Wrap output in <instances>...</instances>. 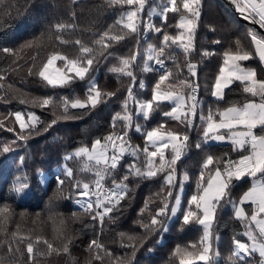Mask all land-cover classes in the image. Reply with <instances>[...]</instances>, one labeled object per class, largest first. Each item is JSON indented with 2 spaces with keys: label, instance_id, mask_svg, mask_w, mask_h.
I'll list each match as a JSON object with an SVG mask.
<instances>
[{
  "label": "trees",
  "instance_id": "16d2710c",
  "mask_svg": "<svg viewBox=\"0 0 264 264\" xmlns=\"http://www.w3.org/2000/svg\"><path fill=\"white\" fill-rule=\"evenodd\" d=\"M167 3L168 0H147L140 15L138 33L127 34L124 40L109 42L110 47L99 49L93 42L110 27L113 32L120 31L115 21L129 10L127 6H113L106 0H76L75 3L73 0H0V50H20L26 42H36L33 47L19 51L18 56L0 51V75L4 77L0 81V117L16 111L32 112L41 121L37 126L39 134L33 133L26 140L17 139L20 129L13 117H8L5 126L0 127V148L4 144H11L13 149L8 153L0 152V207L8 206L12 210V215L0 225V260L4 264H27L26 245L34 242L37 237L40 243L34 244V247L44 254L35 256L33 264H113L117 258L131 260V264H169L170 254L177 245L185 246L200 240L202 227L198 224L182 226L180 212L175 217H161L166 231H149L142 227L150 223V216L162 207L161 200L167 194V186L164 184L166 173L152 179H140L129 174L130 165L135 163L143 166L142 152L137 158L130 154V150L120 160L117 170L106 178L107 183L113 185V180L120 182L128 175V180L124 182L128 184L129 191L118 209L105 217L103 223L99 219L93 220L92 214L84 213L83 209H78L74 204L80 197L78 193L82 191L73 188L76 181L91 184L95 177L90 172L80 170V160L74 157L65 159V156H70L80 147L90 148L96 139L103 141L104 137L113 132L124 131L123 121H116V127L113 128V117L123 111L130 86L134 100L129 102L128 108L133 117V126L127 131L132 147L139 146L142 149L145 144L144 133L159 124L186 134L189 138V147L177 163V178L187 172L189 179L182 188L179 184L172 188L173 197L168 201L170 206L175 202L174 196L179 193L182 207H187V200L197 192L201 164L208 155L222 160H237L245 154L233 151L231 145L204 143V121L201 116L207 117L210 110L215 113L217 109L222 110L233 104L242 105L253 99L243 92L238 82L224 90L225 95L221 100L211 95L226 50L234 49L237 42H240L254 54L251 39L247 35L251 28L239 22L222 0H201V16L193 39V50L186 57L176 46L167 48L165 55L160 57L166 64V70L159 72L153 66L155 60L147 61L148 49L150 46L160 47L165 32L177 34L179 30L175 24L179 14L169 12L165 20L150 13L152 9L162 11ZM57 23L73 27L56 33L53 25ZM146 23L155 25L161 31H154L148 40L142 41L140 33ZM57 35L68 42L61 43L56 39ZM76 40L97 49L89 73L85 79L76 78L65 87L48 86L36 72L51 53L58 52L69 58L79 56ZM204 52L210 55L204 56ZM134 54L136 61L132 71L135 81L131 77L118 76L109 71V68L118 65L121 58ZM146 61L152 71H143ZM188 63L196 65L195 76L189 72ZM56 64L62 66L63 61H57ZM243 64L255 69L259 79L264 78V70L255 56ZM166 71L172 73V83L185 81L197 90V106L195 115L191 117V127L164 115L173 107L169 102L161 103L148 120L137 114L136 102L151 100L153 86ZM92 81L104 92H112L114 95L105 97L104 102L95 109H70L75 119H60L52 124L57 115L63 114L56 107L61 97L83 99ZM141 82L143 88L140 87ZM183 92L190 93L191 88L184 87ZM34 98H51L53 105L43 109L33 106L31 101ZM21 99L28 102L21 104ZM49 124L52 126L47 127ZM137 124L141 126V132L135 131ZM45 128L47 131H44ZM198 142L200 148L196 147ZM166 155L170 157L171 152L166 150ZM65 169L73 171L72 178L64 174ZM43 174L47 175L45 185L40 181ZM58 177L64 180L62 186L58 185ZM19 183H25L27 187L17 193L13 191V186ZM250 185L247 178L234 181L230 199L238 202ZM145 201H150V212L141 215L140 210L144 208ZM243 207L251 211V205ZM73 213L76 215L73 216ZM244 231V225L234 216L232 204L225 202L218 210L213 225V252L219 253L215 257V264H258L260 258L256 255L246 257L243 261L230 258L234 248L233 240L246 242V236L242 235ZM13 233L30 236L32 241L20 242ZM128 236L135 237L138 245L142 244L134 259L131 256L133 249L123 246L129 243ZM94 239L103 246V250L89 251V244ZM44 241L61 249L60 254H47ZM65 245L69 248L68 253L62 251ZM94 255L100 259H93Z\"/></svg>",
  "mask_w": 264,
  "mask_h": 264
},
{
  "label": "snow or ice",
  "instance_id": "6c2138e0",
  "mask_svg": "<svg viewBox=\"0 0 264 264\" xmlns=\"http://www.w3.org/2000/svg\"><path fill=\"white\" fill-rule=\"evenodd\" d=\"M76 0H73L75 3ZM107 3L116 6H127L129 9L123 13L115 24L119 26L120 31L113 32L110 27L101 34L99 39L93 43L99 49H107L111 46L109 42H119L126 38L127 34H136L140 26V13L144 10L147 0H106ZM235 5L236 11L241 14L243 19L251 24L258 25L260 29H264V0H231ZM201 0H168L167 6L158 12L152 9L150 15H158L167 19L169 12L178 13L179 19L175 27L179 30L176 35L164 33L160 47L150 46L148 49L147 61L155 60L157 64L163 66V60L160 57L165 55L167 48L176 46L180 48L187 57L193 50V39L200 19ZM73 25L66 23H57L53 25L56 33H60ZM145 30L160 32L161 29L151 23L145 24ZM247 35L251 39L254 47V54L246 50L240 42H237L234 49L226 50L223 53V63L219 68V73L215 78L211 95L217 100L224 98L226 88H229L234 82H239L242 90L253 99L247 100L242 105L233 104L222 110L217 109L215 113L211 110L207 117L201 116L204 121L203 141L207 143L213 141H227L233 146V151L245 153L237 160H222L219 157L208 155L201 164L200 175L197 180V192L187 200V207L181 205V197L179 193L174 196V203L169 205V198L173 197L172 188L177 184L183 187V184L189 179L187 172L183 173L179 179L177 178V163L185 155L189 147V138L186 134L167 128L164 124L147 130L144 133L145 144L141 149L139 146L132 147L128 140V129L133 126V117L129 111L128 104L134 100L131 86L128 89V97L123 104V111L117 113L113 117V128L116 127V121H123V134L111 133L104 137V140L96 139L91 147H80L70 156L82 162L81 171L90 172L95 177L92 183L81 182L79 180L73 185L75 189H82L78 194L87 198L85 202L76 201L80 204L84 213L92 214V219H99L101 223L105 217L109 216L113 211L118 209L120 202L128 195L129 186L124 181L128 180V175L123 180L116 182L113 180L111 188L104 187V181L111 176L122 157L129 153L139 158L142 152L144 156L143 166L132 164L128 168L130 175L140 179H152L161 173L164 176V184L167 186V194L163 196L160 207L154 215L150 216V223L143 224L149 231H166L161 217H175L177 213L182 214V226L190 224H198L203 229L200 240L196 243H190L185 246L177 245L171 252L169 264H215V257L218 252H213L212 235L213 225L217 217L218 210L223 207L225 202L231 203L234 209V216L240 220L245 227L242 235L247 237L248 243L241 242L239 239L233 240L234 248L230 258H236L243 261L246 257L256 253L260 259L258 264H264V80L259 79L257 72L253 68L246 67L242 62L249 61L258 57L261 63H264V33L257 34L256 31L249 29ZM56 39L61 43H67L59 35ZM35 41L26 42L21 46L20 50H12L4 48L5 54L18 56L19 51L24 48H31ZM218 43V41H216ZM75 44L79 46L80 55L75 58H69L61 53L54 52L49 54L46 62L36 72V75L51 87H65L74 79H85L94 63V53L96 48L84 45L80 40H76ZM204 56L210 55L208 52L203 53ZM57 61H63L62 66H57ZM136 61V55L121 58L118 65L109 68V71L124 77H131L135 81L132 66ZM147 61L144 64L143 71L149 72L152 69ZM196 65L188 63L189 72L196 75ZM32 74V69H29ZM172 73L164 72L152 88V98L149 101H137V114L142 115L145 120L150 118L161 103L167 101L174 106L170 111L164 112V115L174 119L180 123H184L191 127V117L195 115L197 100L194 93L196 88L187 84L185 81L178 83L171 82ZM4 77L0 75V81ZM2 87V85H0ZM11 87V86H9ZM140 87L144 84L141 82ZM184 87H190L191 92L185 94ZM114 93L104 92L98 85L93 82L90 84L85 97L83 99L61 97L59 107L62 115H57V120H72L76 116L70 113V109H95L100 103L104 102L105 97H111ZM28 101L21 99L20 103L25 104ZM31 103L33 106L47 108L53 105L51 98H34ZM13 117L15 123L19 126L20 132L17 134L18 140H26L33 133L39 134L38 125L41 123L40 118L32 112L22 113L16 111L8 113L4 117H0V127L5 126V120ZM26 117V118H25ZM49 124L47 127H51ZM6 130L12 131L11 128ZM259 130V131H257ZM47 131V128L44 129ZM136 132H141L140 125L135 126ZM15 141L12 142L14 144ZM197 148L201 147L198 142ZM11 144H4L0 148V152L8 153L12 151ZM166 150L171 152V156L166 155ZM67 177H73L71 169H65L64 173ZM247 178L251 185L247 191L243 193L239 201L230 199L231 189L234 181L238 182ZM58 185L62 186L64 180L57 178ZM27 187L25 183L14 184L13 191L19 193ZM163 191V190H162ZM92 197H95L93 201ZM150 201H145L144 208L140 210L143 215L146 211L150 212ZM251 205V211L243 207ZM170 213V216H169ZM12 215V210L8 206L0 207V225H2ZM76 214L73 213V216ZM20 242L25 240L32 241L30 236L18 235L13 233ZM124 237V234L121 233ZM129 243L123 245L132 248V258H135L136 252L142 244L136 243V238L128 236ZM70 242V241H69ZM40 243L37 237L34 242L26 245L27 264H33L37 255L44 253L38 252L34 244ZM47 245V254H60L61 249H56L51 243L44 241ZM103 250V246L98 240H92L89 244V251ZM11 252V248L9 249ZM19 251V248H17ZM64 253L69 252V248L65 245L62 249ZM152 251V249H148ZM110 255V254H109ZM93 259H100L98 255H94ZM0 264H4L0 260ZM113 264H131V260L117 258Z\"/></svg>",
  "mask_w": 264,
  "mask_h": 264
},
{
  "label": "built area",
  "instance_id": "2783aa9c",
  "mask_svg": "<svg viewBox=\"0 0 264 264\" xmlns=\"http://www.w3.org/2000/svg\"><path fill=\"white\" fill-rule=\"evenodd\" d=\"M142 13V12H141ZM141 13H140V15H141ZM154 33V31H151V30H145V25H144V30L142 31V33H140V37H141V40L142 41H146V40H148L149 39V37L152 35ZM153 66L155 67V69L157 70V71H159V72H163V71H165L166 70V64H165V62L163 61V66H161L160 64H157L155 61H153ZM262 68H263V70H264V63H262ZM194 95L196 96V98H197V90H196V92L194 93ZM193 117V116H192ZM123 132L124 131H117V132H115V133H118V134H123ZM128 157L130 158L131 157V155L130 154H128ZM104 183V187L107 189V188H111L113 185H111V184H108L107 183V181H106V179H105V181L103 182ZM86 199L87 198H84V197H79L78 199H76V201H80V202H85L86 201ZM92 199H93V201L95 200V197H92ZM75 201V206L78 208V209H82L81 207H80V204L79 203H77ZM233 247H234V245H233Z\"/></svg>",
  "mask_w": 264,
  "mask_h": 264
},
{
  "label": "water",
  "instance_id": "95a60500",
  "mask_svg": "<svg viewBox=\"0 0 264 264\" xmlns=\"http://www.w3.org/2000/svg\"><path fill=\"white\" fill-rule=\"evenodd\" d=\"M229 10L234 14L239 22L248 25L252 30L256 31L259 34L264 33V29H260L258 25L251 24L249 21L243 19L241 14L236 11L235 5L232 4L231 0H222Z\"/></svg>",
  "mask_w": 264,
  "mask_h": 264
},
{
  "label": "crops",
  "instance_id": "0c3cea01",
  "mask_svg": "<svg viewBox=\"0 0 264 264\" xmlns=\"http://www.w3.org/2000/svg\"><path fill=\"white\" fill-rule=\"evenodd\" d=\"M253 49H254V47H253ZM255 59L257 60V62L261 65V67H262V63L260 62V60H259V58L258 57H255ZM243 63V62H242ZM263 69V68H262ZM262 80H264V78L262 79ZM235 83V82H234ZM239 83V82H238ZM215 98V97H214ZM165 102H167V101H165ZM172 104V103H171ZM173 105V104H172ZM174 106V105H173ZM207 144H210V145H231L229 142H227V141H213V140H209L208 142H207ZM232 146V145H231ZM244 243H248V240H247V237H246V242H244ZM252 255H256V256H258L259 257V255L258 254H256V253H254V254H252ZM260 258V257H259Z\"/></svg>",
  "mask_w": 264,
  "mask_h": 264
},
{
  "label": "rangeland",
  "instance_id": "374dc122",
  "mask_svg": "<svg viewBox=\"0 0 264 264\" xmlns=\"http://www.w3.org/2000/svg\"><path fill=\"white\" fill-rule=\"evenodd\" d=\"M94 81H92V83H93ZM75 152V151H74ZM73 152V153H74ZM71 155V154H70ZM46 180H47V175H45V174H43L42 176H41V178H40V181H41V183L43 184V185H45V183H46ZM212 241V240H211Z\"/></svg>",
  "mask_w": 264,
  "mask_h": 264
}]
</instances>
